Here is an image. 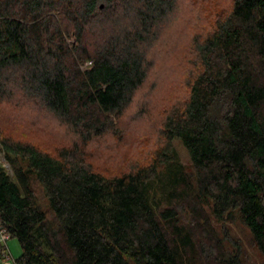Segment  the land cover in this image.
Instances as JSON below:
<instances>
[{
  "label": "trees",
  "instance_id": "16d2710c",
  "mask_svg": "<svg viewBox=\"0 0 264 264\" xmlns=\"http://www.w3.org/2000/svg\"><path fill=\"white\" fill-rule=\"evenodd\" d=\"M179 2L0 0V100L18 91L83 144L114 127L107 119L125 113L155 67L159 86L164 74L177 82L192 32L195 61L188 96L156 100L160 142L152 151L143 135L127 169H97L77 143L52 153L1 136L0 215L22 247L17 264H259L229 228L219 234L228 221L249 231L264 264V0H230L205 19L181 16ZM174 18L183 25L170 43L186 44L165 63L156 44Z\"/></svg>",
  "mask_w": 264,
  "mask_h": 264
},
{
  "label": "rangeland",
  "instance_id": "374dc122",
  "mask_svg": "<svg viewBox=\"0 0 264 264\" xmlns=\"http://www.w3.org/2000/svg\"><path fill=\"white\" fill-rule=\"evenodd\" d=\"M229 1L230 0L202 1V3L198 6L199 10H197L191 5V0H180L178 4V14L180 13L181 16H184L186 11H190L192 15L197 17L199 16L197 13L200 11L205 19L208 16H213L216 12L225 10V8L229 5ZM176 20L174 18L166 27L163 28L162 41L159 39L156 44V46L159 43L161 44V55H159L158 58H162L165 54L164 58H167L166 60H163L165 63H168L173 55H175L176 52L174 49L186 44L185 38H180L178 44L176 43L175 48L170 43L172 39H176L174 38V33L177 32V27L180 25V29L183 25L182 21L176 22ZM192 33H190L189 37H187V44L189 43V56L186 58L183 57V55L181 57L175 56L179 63V71L181 73L180 77V73L178 75L177 82L172 83L173 79L168 80V77L164 74V78L166 80L164 79L163 83L166 81L167 85L162 86V83L161 86H159L158 80L159 78L160 80L162 79L160 77L161 70L158 72L159 68L157 69L155 67L152 71L153 73L149 77L151 79L149 80L148 85L146 88L138 90V94L136 95L133 103L125 111V113L119 117L112 115L107 119L108 122L112 121V119L114 120V127H111L112 129L110 128L105 130L103 133L86 140L88 141L86 144L82 143L80 137L69 133V127L66 126V124L61 123L58 118L53 115V113L45 107L40 106L30 98L21 97V93L18 91H16L11 98L8 97L7 99L0 100V138L4 135V133H6L7 135H13L15 138H24L30 141L32 140L33 142L35 141L38 143L44 150H49L52 153H57V149L62 145L69 144L72 146L74 143H77L78 149L85 146L84 149L87 150L88 154L91 156H88L89 159L93 162L97 169H103L110 174H113L115 171L121 169H127V167H129V163L131 162V164H133L134 160H136L132 158H134L137 151L140 150H138V147L135 146H140V143L143 144V141L141 140L143 135H153L154 141L152 142H154V144L152 145L151 142L148 145L149 147L151 146L150 150L152 151L160 142L157 131L161 123V117L163 116V108L158 109L159 105H155L156 100L159 101L163 95H171L173 98H170V101L179 103L181 99H184L189 94L190 90L187 83L189 78H191L192 72H194L195 65V61L193 60L194 54L190 49L193 38ZM74 37L75 36L71 37L70 40L75 42ZM152 55L155 58L154 52ZM88 64H90L89 61L85 63V65ZM154 71L159 73V75ZM158 87H160V89ZM156 89H159L160 92L158 97L155 98V96H157L155 95L157 91ZM52 135L56 137H53ZM173 144L177 148L180 158H182L186 167L191 170L192 162L185 145H183L179 140H174ZM152 151L143 153L142 157L144 159L150 157ZM127 155H129V159L127 158L123 163L117 165L116 159L122 160ZM142 157L140 160L144 161ZM0 161L4 166L9 167L6 159L4 158L3 152H0ZM43 202L45 203L44 200ZM216 225L218 226L220 235H223V232L229 228L228 230L230 235L235 238H239L243 242L245 249L251 254V258L257 263L263 264L260 252L251 244L252 241L249 231L241 224L228 221L225 224L216 223ZM8 246L10 247L14 258L19 257L22 253V247L20 246L17 238L11 237L8 240ZM0 264H3L1 260Z\"/></svg>",
  "mask_w": 264,
  "mask_h": 264
},
{
  "label": "built area",
  "instance_id": "2783aa9c",
  "mask_svg": "<svg viewBox=\"0 0 264 264\" xmlns=\"http://www.w3.org/2000/svg\"><path fill=\"white\" fill-rule=\"evenodd\" d=\"M11 238V234L7 232L4 227L3 220L0 215V243L3 245L4 250L2 252L3 264H17L10 247L8 246V240Z\"/></svg>",
  "mask_w": 264,
  "mask_h": 264
}]
</instances>
